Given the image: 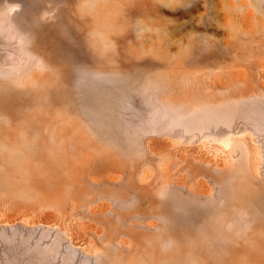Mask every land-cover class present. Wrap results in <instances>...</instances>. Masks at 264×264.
<instances>
[{
    "label": "rangeland",
    "instance_id": "1",
    "mask_svg": "<svg viewBox=\"0 0 264 264\" xmlns=\"http://www.w3.org/2000/svg\"><path fill=\"white\" fill-rule=\"evenodd\" d=\"M0 264H264V0H0Z\"/></svg>",
    "mask_w": 264,
    "mask_h": 264
}]
</instances>
